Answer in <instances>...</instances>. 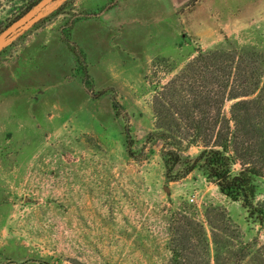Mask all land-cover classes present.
I'll use <instances>...</instances> for the list:
<instances>
[{"label":"rangeland","instance_id":"rangeland-1","mask_svg":"<svg viewBox=\"0 0 264 264\" xmlns=\"http://www.w3.org/2000/svg\"><path fill=\"white\" fill-rule=\"evenodd\" d=\"M40 1L0 0V32ZM57 1L0 54V264H172L170 239L183 217L206 238L198 246L189 233L184 264H264V229L240 203L199 170L167 181L161 157L171 149L185 161L202 150L182 120L189 94L170 86L199 52H255L264 84V0ZM108 14L121 19L120 31L105 28V51L94 57H111L112 69L88 60L71 37L74 24ZM126 37L131 46L120 44ZM56 41L74 56L68 78L89 84L50 81L69 71L64 65L36 88L7 85L4 68L26 54L43 55L34 60L41 69ZM73 84L79 91L66 95ZM233 103H224L227 118ZM163 131L167 142L149 138ZM257 184L264 207V179Z\"/></svg>","mask_w":264,"mask_h":264},{"label":"trees","instance_id":"trees-1","mask_svg":"<svg viewBox=\"0 0 264 264\" xmlns=\"http://www.w3.org/2000/svg\"><path fill=\"white\" fill-rule=\"evenodd\" d=\"M245 53L250 57L245 58ZM262 76L255 52L236 48L230 53L199 52L170 86L174 85L173 92H188L182 120L188 129L186 136L194 142H202V150L194 159L185 161L178 151L171 149L163 152L161 157L167 181H178L199 170L222 196L240 203L247 217L264 229V207L255 203L257 182L264 179ZM82 81L87 83L85 78ZM227 101H234L229 118L222 112ZM170 133L154 132L149 138L167 142ZM178 166H183L182 170L174 173ZM184 218L185 223L174 229L170 239L172 264H184L183 252L190 245L189 233H197L198 246L206 240L198 224ZM200 248L204 250L202 246Z\"/></svg>","mask_w":264,"mask_h":264},{"label":"crops","instance_id":"crops-1","mask_svg":"<svg viewBox=\"0 0 264 264\" xmlns=\"http://www.w3.org/2000/svg\"><path fill=\"white\" fill-rule=\"evenodd\" d=\"M170 2V1H169ZM115 9V8H114ZM111 10V11H114ZM110 12V10L108 11V13ZM138 12V11H137ZM142 12V11H141ZM142 15V13H139ZM103 15L91 19L89 21H84L80 24H74L72 27V40L80 47L79 49L82 50V52H84V54H86L87 59L92 61L93 63L96 64H100V63H105L106 65L109 63L112 66H108L109 68H113V62L109 61L111 60V57L109 58V60H106L104 62V58L105 57H100V62L97 61L98 59V54H103L104 51L103 49L100 51L99 49V40L102 41L106 36L103 35L104 30L105 31H109L105 28L111 27L117 29L118 31H120L119 29V21H121V19H118L119 17H117L116 15H104V17H102ZM125 16H123L124 18ZM122 18V16L120 17ZM133 18L137 19L138 18V14L135 12L133 15ZM99 19H101V21H99ZM117 21V22H116ZM113 24L115 26H113ZM102 29V30H101ZM100 31V33L102 34L101 37L98 36H94L91 37V42H89L90 39L83 41L84 38H82L84 35L88 34H95L96 32ZM111 32V31H110ZM109 32V33H110ZM97 35V34H96ZM95 38V39H94ZM109 39H106V42L109 43ZM59 42L60 44L57 45L55 47V49L53 48V51L50 53L46 54V63H44L42 65V68L40 69L39 67H37L34 64V60H36V58L38 56H43V55H38L35 57H33L32 60H27L26 54L23 55L22 60L20 58H18V60L16 61V63L9 65L8 67L4 68V81H8L7 85L10 86L11 88L16 87L17 89H21V87L23 89H31V88H36V83L37 81H39V79L43 76L44 73H48L50 70L55 69V67H57V69H59V67H64L67 66L69 68V71H66L65 73L62 74V78H57L56 76L52 77L51 79H49L50 81H82V79H80L79 77L74 78L73 76L68 78V76L71 75L70 70L74 69V56L72 51L70 50V48L64 44L62 41H56ZM120 44H124V45H129V41H128V37H126V43H124L123 40L120 41ZM108 47V52L111 50L112 47L107 46ZM96 51H100L99 53L97 52L96 56L94 57V53ZM45 52V51H44ZM110 53V52H109ZM65 55L68 57V64L64 63L65 60ZM91 55V57H90ZM52 56V57H51ZM57 58L58 57V61L56 64H54V67L52 68H48V66H52V60L51 58ZM61 57H63V59H61ZM62 64H60V63ZM76 64V63H75ZM42 69H45L44 71H41ZM80 87L76 86V84L73 85H69L67 86V88L63 91L64 93H66V95H68L69 93L72 95H75V93L77 92V90L79 91ZM60 94V92H59ZM33 98V97H32Z\"/></svg>","mask_w":264,"mask_h":264},{"label":"water","instance_id":"water-1","mask_svg":"<svg viewBox=\"0 0 264 264\" xmlns=\"http://www.w3.org/2000/svg\"><path fill=\"white\" fill-rule=\"evenodd\" d=\"M54 1L55 0H41L33 10L27 12L24 16L20 17L5 30L0 32V53L15 39L39 23L45 16L43 10ZM65 1L66 0H58L57 4L60 5Z\"/></svg>","mask_w":264,"mask_h":264}]
</instances>
